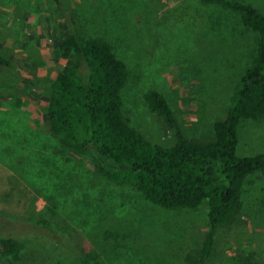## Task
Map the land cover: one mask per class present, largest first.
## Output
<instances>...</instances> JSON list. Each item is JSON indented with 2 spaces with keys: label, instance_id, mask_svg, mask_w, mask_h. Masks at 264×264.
Returning <instances> with one entry per match:
<instances>
[{
  "label": "rangeland",
  "instance_id": "1",
  "mask_svg": "<svg viewBox=\"0 0 264 264\" xmlns=\"http://www.w3.org/2000/svg\"><path fill=\"white\" fill-rule=\"evenodd\" d=\"M240 1L264 13V0ZM71 29L107 43L126 65L124 114L163 147L174 135L146 93L166 98L186 137L207 140L259 45L238 14L201 0H0V57L11 63L0 72V224L14 228L0 230V240L22 244L19 262L0 251V264H187L206 236L208 203L158 207L133 186L99 177L51 131L49 87L74 59L59 50ZM238 154H264V119L240 124ZM243 192V223L218 232L210 264L249 256L264 264V173L249 177Z\"/></svg>",
  "mask_w": 264,
  "mask_h": 264
},
{
  "label": "trees",
  "instance_id": "2",
  "mask_svg": "<svg viewBox=\"0 0 264 264\" xmlns=\"http://www.w3.org/2000/svg\"><path fill=\"white\" fill-rule=\"evenodd\" d=\"M201 1L234 11L244 27L259 35L254 63L237 86L227 117L214 123L211 138L186 137L166 98L149 90L146 105L163 119L175 143L163 147L149 141L130 125L123 111L126 65L107 43L84 41L72 29L61 40L59 50L63 59H74L57 72L49 87L47 108L56 138L65 148L87 156L98 176L108 183L133 186L149 202L167 210H197L208 203L206 236L199 250L187 254V264H210L218 232L243 223L245 181L264 173V154H238L240 124L264 119V13L240 0ZM10 67L0 57V72L8 73ZM6 229L14 228L0 224V230ZM57 231L60 235L65 232ZM56 236L52 234L60 240ZM21 248L19 240H0L1 253L14 262L21 260ZM241 264L258 262L249 256Z\"/></svg>",
  "mask_w": 264,
  "mask_h": 264
}]
</instances>
